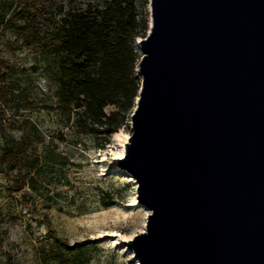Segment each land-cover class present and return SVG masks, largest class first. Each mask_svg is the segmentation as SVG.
Masks as SVG:
<instances>
[{
  "label": "water",
  "instance_id": "water-1",
  "mask_svg": "<svg viewBox=\"0 0 264 264\" xmlns=\"http://www.w3.org/2000/svg\"><path fill=\"white\" fill-rule=\"evenodd\" d=\"M117 165L151 212L139 264H264V0H150Z\"/></svg>",
  "mask_w": 264,
  "mask_h": 264
},
{
  "label": "rangeland",
  "instance_id": "rangeland-1",
  "mask_svg": "<svg viewBox=\"0 0 264 264\" xmlns=\"http://www.w3.org/2000/svg\"><path fill=\"white\" fill-rule=\"evenodd\" d=\"M17 3L0 0L6 13L0 58L10 63L0 75L12 92L0 100V149L29 140L28 153L39 157L33 168L24 170L27 183L22 189H17L16 172L0 166V264H6L8 253L16 264H49L43 254L57 249L80 255L84 264H139L126 242L145 231L151 211L136 204L138 184L117 165L122 141L132 131L131 114L120 134L104 144L101 129L89 131L76 111H64L58 82L61 57L50 40L26 41L14 24L24 22L15 13ZM46 3L61 19L70 0ZM78 5L95 13L103 2L81 0ZM144 10L150 18V0ZM136 45L139 49L138 41ZM113 110L107 107L108 113Z\"/></svg>",
  "mask_w": 264,
  "mask_h": 264
},
{
  "label": "trees",
  "instance_id": "trees-1",
  "mask_svg": "<svg viewBox=\"0 0 264 264\" xmlns=\"http://www.w3.org/2000/svg\"><path fill=\"white\" fill-rule=\"evenodd\" d=\"M80 1L70 0L66 15L58 19L46 0H18L14 10L24 22L14 24L30 44L51 41L52 51L62 62L58 77L60 107L70 114L76 111L87 130L101 129L105 144L136 106L141 89L137 67L142 57L136 44L150 29L149 12L144 10L149 0H102L103 7L95 13L80 7ZM5 21L6 13L0 10V29ZM9 65L8 60L0 58V74ZM3 81L0 75V100L12 93ZM108 106L115 110L108 113ZM28 142L5 143L0 149V166L16 172L17 189L26 185L24 170L33 168L39 157L30 156ZM52 235L59 238L56 233ZM43 257L49 264L86 262L63 249ZM6 264H16L9 253Z\"/></svg>",
  "mask_w": 264,
  "mask_h": 264
},
{
  "label": "bare ground",
  "instance_id": "bare-ground-1",
  "mask_svg": "<svg viewBox=\"0 0 264 264\" xmlns=\"http://www.w3.org/2000/svg\"><path fill=\"white\" fill-rule=\"evenodd\" d=\"M116 134L119 135L120 132H117ZM126 138H128V137H126ZM122 144H123V148H122V153L120 154V157H122L125 154V142H124V140L122 141ZM136 204H140L138 198H136Z\"/></svg>",
  "mask_w": 264,
  "mask_h": 264
}]
</instances>
